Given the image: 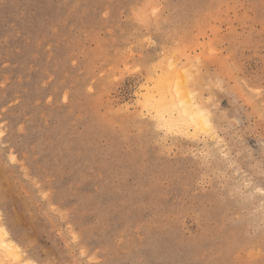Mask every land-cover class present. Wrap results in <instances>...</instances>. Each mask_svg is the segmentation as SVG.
I'll return each mask as SVG.
<instances>
[{"label":"rangeland","instance_id":"374dc122","mask_svg":"<svg viewBox=\"0 0 264 264\" xmlns=\"http://www.w3.org/2000/svg\"><path fill=\"white\" fill-rule=\"evenodd\" d=\"M0 217L28 264H264V0H0Z\"/></svg>","mask_w":264,"mask_h":264},{"label":"bare ground","instance_id":"6f19581e","mask_svg":"<svg viewBox=\"0 0 264 264\" xmlns=\"http://www.w3.org/2000/svg\"><path fill=\"white\" fill-rule=\"evenodd\" d=\"M170 91L179 93V87L177 85H174L173 87L170 86ZM193 97V94H189L188 96L187 93L185 96L182 92L178 95L176 100L161 102V106L159 105V108L163 110L162 113H166V115L165 117H161L160 115L162 113L160 111L159 119L160 117L162 120L164 119V124L171 128L175 126L183 130L195 128L199 124L198 121L201 119V121L206 120L208 116V110H206L204 107L201 108V106H199L197 103L196 105L190 104L189 101L191 102ZM205 123L207 124L208 122ZM2 223L0 221V263L5 262L7 264H28V261L21 257L23 254L20 256L21 251L19 246L12 239L8 229ZM29 264L35 263L32 262Z\"/></svg>","mask_w":264,"mask_h":264}]
</instances>
